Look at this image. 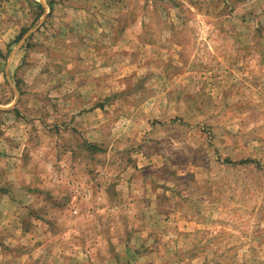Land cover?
Returning <instances> with one entry per match:
<instances>
[{
	"label": "rangeland",
	"instance_id": "374dc122",
	"mask_svg": "<svg viewBox=\"0 0 264 264\" xmlns=\"http://www.w3.org/2000/svg\"><path fill=\"white\" fill-rule=\"evenodd\" d=\"M0 264H264V0H0Z\"/></svg>",
	"mask_w": 264,
	"mask_h": 264
},
{
	"label": "crops",
	"instance_id": "0c3cea01",
	"mask_svg": "<svg viewBox=\"0 0 264 264\" xmlns=\"http://www.w3.org/2000/svg\"><path fill=\"white\" fill-rule=\"evenodd\" d=\"M151 195H152V197L154 196V191H151ZM153 202H154V200H152Z\"/></svg>",
	"mask_w": 264,
	"mask_h": 264
}]
</instances>
